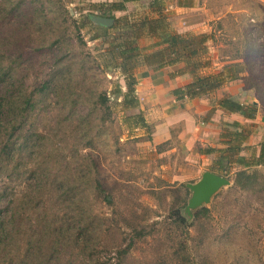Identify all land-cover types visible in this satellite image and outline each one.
I'll use <instances>...</instances> for the list:
<instances>
[{
  "label": "rangeland",
  "instance_id": "374dc122",
  "mask_svg": "<svg viewBox=\"0 0 264 264\" xmlns=\"http://www.w3.org/2000/svg\"><path fill=\"white\" fill-rule=\"evenodd\" d=\"M15 1L0 0V63L14 75L4 90L35 96L0 166V206L19 199L23 231L9 244L0 234V264H27L25 233L40 237L47 223L57 247L28 264H264V191L237 189L229 173L230 184L187 215L185 183L200 178L201 159L173 132L154 142L152 126L137 128L132 118L141 114L138 100L128 106L114 92L125 89L116 47L129 40L132 73L143 74L151 68L145 55L157 48L145 20L160 16L200 48V74L222 71L223 84L237 86L234 99L254 101L264 115V0H161L158 12L150 0L121 9V0H24L9 12ZM101 89L105 111L95 105Z\"/></svg>",
  "mask_w": 264,
  "mask_h": 264
},
{
  "label": "trees",
  "instance_id": "16d2710c",
  "mask_svg": "<svg viewBox=\"0 0 264 264\" xmlns=\"http://www.w3.org/2000/svg\"><path fill=\"white\" fill-rule=\"evenodd\" d=\"M128 1L136 0H121L118 6L114 3V9H121L123 7V3ZM150 1L151 2L149 3V6L154 11L158 12L161 9L159 6L161 4V0ZM26 3L29 4V2H25L24 0H16L9 9V12H14L16 9H20L21 5ZM156 6L159 7L155 8ZM145 24L157 37V40L152 44V47L157 48L145 55L144 63H148L147 65L151 68H160L165 65L181 64V66L177 68V72L179 74L186 73L192 78V80L184 86L183 90H180L182 92V96H186L188 98L200 97L217 89L225 82V75L222 71L214 74H200L203 67L207 65V62H204L202 58L198 56L200 48L192 45L193 42L187 36L182 35L179 32L169 31V29L164 25L162 17L157 16L155 18L146 19ZM203 42L204 39L199 40L200 44ZM133 47L134 46H132L130 41L127 39L121 44H118L116 47L118 55L122 57L118 68L124 78L125 89L123 90L120 86H117L114 92H116L115 94H117V96L121 95L122 103L128 106L137 105V98L135 96L134 89L136 78L132 73V64H130L129 61L131 59L130 51L134 49ZM127 53H130V55H127ZM13 76V74H5L3 65L0 63V166L2 163L5 164L6 159L13 151L11 139L14 135L12 134L14 133V130L17 128V126L20 125L21 117L25 119L29 114L28 110L33 106L35 96L33 91H26L25 93L21 94L18 91H14V88L4 90L3 84L7 83L8 79L12 80ZM227 78H230L229 74ZM48 82L49 81H47V83ZM13 84L14 82L9 83L11 86ZM108 100L109 96L107 95L106 91L101 89V91L97 92L96 94L95 105L100 106L105 111L108 109ZM218 104L223 110L240 113L246 118H253L257 111L255 102L244 104L235 100L231 96H224L220 98L218 100ZM23 111H25V114ZM132 118L134 119L137 128H149V125L145 122L142 114H137L136 116H132ZM232 125L238 127L239 123L233 122ZM5 128H8V130L6 129V134L5 132H2V129ZM238 132L241 134L242 130H239ZM246 137L247 136L243 135V137L239 138V144L233 146L232 148H228V151L231 154L236 155L235 164L241 167L234 172L233 186L237 187V189L240 188L243 190H248L258 186V188H256V192L259 191L260 194L264 191V173L260 169V167H264V141L259 143V149L256 154L251 153L249 155H243L240 154V151L245 149L247 146H243L242 148L241 143L244 139H246ZM91 145L92 144L89 143L86 146L90 147ZM207 152H210V150H207ZM0 168L4 169L3 166ZM225 173H227V171ZM12 180L13 179L11 178L10 182H12ZM3 188L6 189L5 186ZM3 197H5L4 193L0 189V199ZM11 201V207L0 206V234H6L5 239L7 240V244L12 242V237L23 232L19 221L21 219V212L19 208L20 201L18 198L15 199L14 197L11 199ZM105 201L110 202V199L105 197ZM251 207L254 208L253 206ZM255 208L257 207L255 206ZM201 209L206 208L203 207ZM48 217V211L43 210L40 222L47 223ZM178 217L182 222L185 220L180 215H178ZM49 225L50 223L46 224V228L40 237L34 238L30 232L25 233V236L28 240L26 243L30 245V247L27 246V250L31 249V252H23L26 256L25 261L27 264L30 260L40 259L41 252V256H45L48 253L47 251L50 249V247H53V244L54 248L57 245V243L55 244V241L53 243V238L55 236L54 233L50 232ZM74 240H76V238H74ZM36 244L37 248L34 249ZM128 246L129 244L126 246V249L123 250L124 252L130 247ZM23 253L20 254L19 257H25L22 256ZM36 255L39 257L35 258ZM49 263L50 262L47 260L43 264Z\"/></svg>",
  "mask_w": 264,
  "mask_h": 264
},
{
  "label": "crops",
  "instance_id": "0c3cea01",
  "mask_svg": "<svg viewBox=\"0 0 264 264\" xmlns=\"http://www.w3.org/2000/svg\"><path fill=\"white\" fill-rule=\"evenodd\" d=\"M180 66L181 64L148 68L136 78L135 96L145 122L152 126V139L161 143L170 139L173 132L185 152L201 159L200 175L203 171L223 176L231 174L241 167L235 164L236 155L231 154L228 148L239 144V138L245 135L247 137L241 146L247 147L240 154H256L260 141L264 140V132L256 131L255 127H251L252 124L249 128L247 124H264V115L257 109L253 118H246L240 113L228 112L220 107V98H234L233 94L237 91L235 85L232 87L222 84L223 86L200 97L182 96L180 90L192 78L186 73L179 74L177 68ZM211 97L214 98L210 101ZM233 122L239 123V126H233ZM246 129L250 130L246 132ZM239 130H242L241 134ZM258 135L263 136L259 138ZM260 169L264 173V167Z\"/></svg>",
  "mask_w": 264,
  "mask_h": 264
},
{
  "label": "water",
  "instance_id": "95a60500",
  "mask_svg": "<svg viewBox=\"0 0 264 264\" xmlns=\"http://www.w3.org/2000/svg\"><path fill=\"white\" fill-rule=\"evenodd\" d=\"M91 19L94 23L103 26H110L113 19L111 17L91 15ZM230 180L223 175L216 174L211 171H203L200 178L193 182L185 183V186L191 191L187 204L185 206V213L190 215L192 209L202 206L204 203H208L211 197L224 186H228Z\"/></svg>",
  "mask_w": 264,
  "mask_h": 264
}]
</instances>
